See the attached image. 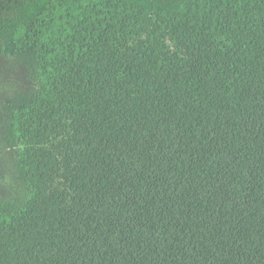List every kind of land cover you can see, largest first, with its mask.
<instances>
[{
    "label": "trees",
    "instance_id": "16d2710c",
    "mask_svg": "<svg viewBox=\"0 0 264 264\" xmlns=\"http://www.w3.org/2000/svg\"><path fill=\"white\" fill-rule=\"evenodd\" d=\"M0 264H264V0H0Z\"/></svg>",
    "mask_w": 264,
    "mask_h": 264
}]
</instances>
